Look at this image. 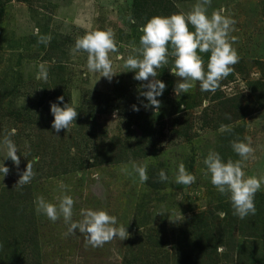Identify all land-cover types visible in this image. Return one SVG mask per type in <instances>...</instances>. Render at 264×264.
<instances>
[{
    "label": "rangeland",
    "instance_id": "rangeland-1",
    "mask_svg": "<svg viewBox=\"0 0 264 264\" xmlns=\"http://www.w3.org/2000/svg\"><path fill=\"white\" fill-rule=\"evenodd\" d=\"M196 3L0 0V162L9 168L0 174V264H264V184L255 195V215L240 219L229 196L205 175L204 164L210 151L235 162L240 157L232 143L250 141L254 158L245 161L244 171L264 178V0H212L209 16L224 9L236 21L231 36L240 57L215 93L201 91L196 82L176 95L182 80L171 73L170 55L157 69L156 79L166 85L157 97L161 106L145 108L148 81L135 80V72L123 67L129 55H137L128 46H140L150 18L188 13ZM107 29L119 48L110 53L117 73L111 81L88 70L87 53L72 54L77 38ZM49 35L47 45L38 42ZM200 55L207 71L210 53ZM40 65L47 68V81L37 79ZM52 103L76 108L70 129L52 128ZM221 125L232 131L221 132ZM13 129L19 166L6 158L3 145ZM28 161L35 177L15 186ZM145 162L144 184L121 172ZM181 162L196 177L187 187L175 183ZM160 170L168 181L160 180ZM63 195L75 201L73 221L86 210H105L129 238L93 248L79 230L66 235L63 217L52 222L36 211L37 197L58 205Z\"/></svg>",
    "mask_w": 264,
    "mask_h": 264
},
{
    "label": "clouds",
    "instance_id": "clouds-1",
    "mask_svg": "<svg viewBox=\"0 0 264 264\" xmlns=\"http://www.w3.org/2000/svg\"><path fill=\"white\" fill-rule=\"evenodd\" d=\"M212 0H197L192 10L188 13L180 12L168 17L154 16L150 18L141 28L143 33L140 36V46L135 43L129 45L131 51L137 55H129L123 67L127 71H134V79L137 81H148L144 85L147 91L142 95L149 102V105L158 111L161 102L157 97L164 92L166 85L156 79L157 69L164 68L169 63V56L174 57V68L171 73L179 78L175 87L176 95L188 93L199 82L201 91L215 93L220 87V82L226 79L234 70V66L239 62L240 57L237 50L233 47L236 37L231 36L235 31L236 21L224 14V9L215 10L208 15V8ZM179 7V5H177ZM130 22L135 21L130 17ZM191 25L194 31L189 28ZM39 34V30H36ZM51 41V36H40L39 43L47 45ZM171 46V52L169 51ZM119 48L115 39V33L111 29L96 30L77 38L72 49V54L80 52L87 53V68L90 72L100 73V76L111 81L117 73L114 71L110 53H118ZM200 53H210L205 71V62ZM142 57V58H140ZM122 58V57H121ZM99 76V77H100ZM151 78V79H150ZM37 79L47 81L48 71L44 65L39 66ZM63 96L57 97L58 101L63 102ZM181 107H183L181 105ZM133 110L139 109L133 106ZM50 111L54 119L52 128L58 133L61 130H68L75 123L78 111L75 107L65 104L64 107L56 103L50 105ZM221 132L232 131L228 125L220 126ZM15 134L5 136L3 145L6 148V158H9L14 165L19 166L20 157L16 143L10 138ZM25 148L29 149L27 141ZM233 151L240 157L237 161L229 159L224 162L219 153L210 151L204 159L207 172L210 174L212 185L221 195H228L233 208V214L240 219L249 215H255V195L261 190L264 178L246 176L244 171L245 161L250 157L254 158V149L249 143L233 142ZM24 153V157L29 154ZM148 163L142 165L132 164L131 169L127 165L122 166L121 172L125 175H137L139 182L144 184L148 180ZM9 173V168L0 162V174L2 178ZM33 163L29 162L26 169L20 175L15 186L23 187L29 184L35 177ZM99 178L98 176L96 177ZM159 178L161 181H168L169 177L164 170H160ZM195 175L186 170L184 163L178 165L175 183L190 186L195 183ZM68 186L61 184L62 189ZM75 201L69 195H63L59 204H53L45 200L43 196L36 199V211L45 215L48 220L56 222L63 217L66 224H69L67 234H76L79 230L86 236V243L93 248L103 247L106 243L113 240H125L130 234L124 225L117 226V218L109 215L105 210H86L83 212V219L73 221V208ZM163 215L164 213H157ZM221 215H224L223 213ZM182 216V215H181ZM224 251L223 248L219 249Z\"/></svg>",
    "mask_w": 264,
    "mask_h": 264
}]
</instances>
